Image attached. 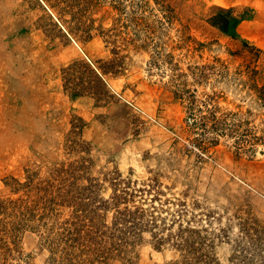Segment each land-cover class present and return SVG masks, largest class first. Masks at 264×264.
<instances>
[{
	"label": "rangeland",
	"instance_id": "obj_1",
	"mask_svg": "<svg viewBox=\"0 0 264 264\" xmlns=\"http://www.w3.org/2000/svg\"><path fill=\"white\" fill-rule=\"evenodd\" d=\"M260 8L0 0V264H264Z\"/></svg>",
	"mask_w": 264,
	"mask_h": 264
},
{
	"label": "trees",
	"instance_id": "obj_2",
	"mask_svg": "<svg viewBox=\"0 0 264 264\" xmlns=\"http://www.w3.org/2000/svg\"><path fill=\"white\" fill-rule=\"evenodd\" d=\"M231 16L228 13L220 12L212 17L214 24L220 26L224 30H228L231 24ZM89 86L82 85V83L74 82V79L67 78V88L71 89V93L74 96L84 94L87 92ZM127 220V219H126Z\"/></svg>",
	"mask_w": 264,
	"mask_h": 264
},
{
	"label": "crops",
	"instance_id": "obj_3",
	"mask_svg": "<svg viewBox=\"0 0 264 264\" xmlns=\"http://www.w3.org/2000/svg\"><path fill=\"white\" fill-rule=\"evenodd\" d=\"M260 11V14L264 11V2L262 0ZM254 22L258 24L259 20L255 18ZM256 23H254L255 26L253 28L249 27L244 34L247 37H254L255 43L264 49V21H261L259 25Z\"/></svg>",
	"mask_w": 264,
	"mask_h": 264
}]
</instances>
